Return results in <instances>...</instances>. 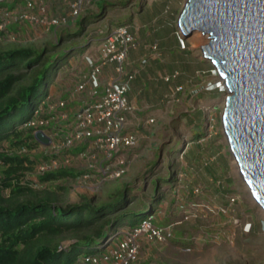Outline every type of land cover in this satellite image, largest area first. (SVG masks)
Instances as JSON below:
<instances>
[{"label":"trees","instance_id":"obj_1","mask_svg":"<svg viewBox=\"0 0 264 264\" xmlns=\"http://www.w3.org/2000/svg\"><path fill=\"white\" fill-rule=\"evenodd\" d=\"M99 1L101 0H95L89 6ZM128 2V0L117 1L116 3L105 1L101 10L97 9L95 12L90 11L91 13L86 12L89 7L86 6L82 13L83 16L79 28L87 20L90 22L92 19H98L104 14L105 9L114 5L125 7ZM151 4L155 9L153 13H158V16H164V14L167 16L165 22L160 23L159 28L156 29L164 33V27L168 25V28L173 30L174 22L172 16L178 2L174 4L173 8L170 7L169 0H156ZM140 5L142 6V4ZM155 6H158V8H155ZM155 22H159L157 17ZM71 23L75 24V21ZM119 25L126 24L120 23ZM108 33H99V37L97 35L90 37L83 36L85 40L82 43L83 46L80 47L83 50L82 58L91 47L94 48L92 51L94 53L96 52L100 43L98 45L93 44L95 37L98 39L100 37L105 38ZM54 34L52 40L48 42V46L42 47L39 51L30 46H19L0 51V149H8L10 147L16 150L20 145H25L30 150L33 148V145L37 144L32 141V129L24 128V124L35 116V111L39 108V105L49 95H53L49 92V87L55 82V74L60 66L58 64L62 63V66L67 68L68 62L65 64V59L69 61L72 57H78L73 47L70 46L71 44L67 42L73 40L68 37L77 38L80 35L77 36L73 31L67 32L65 30L61 31L60 37H58L56 32ZM62 41L65 42L62 48L66 46V55L63 60L60 57L54 58L52 55L62 45ZM90 41L93 42L90 43ZM88 43L89 45H87ZM178 43L182 50L180 57L185 56L187 53L183 54V51H187L185 49L186 43L181 42L179 37ZM180 57L178 55L176 60L174 59L176 70L173 73L177 72L178 77L171 80L177 82L179 85L181 84V76L184 75L182 71H186L187 67H190L193 75L199 73L209 74L212 69L209 63L204 64L202 61L198 62ZM77 68L79 69L81 66ZM76 71L77 69H75ZM194 76L191 78L193 79ZM206 83L204 81L202 84L201 92H207L208 99L215 98L221 93L222 87L219 84L215 86V90L213 91L204 90L203 88L206 86ZM217 114L218 112L215 111L211 115L215 119L219 118L218 123L220 124V115ZM186 124L184 122L185 126ZM216 124L215 122L214 124L211 123L206 130L202 125H198L197 129H201L200 132L202 134H197L196 137L192 136L190 138L191 143L186 144L190 152L180 154L181 164L178 165L170 159L163 160L164 164L162 165V169L165 171V176H157L152 180L151 186L154 196L151 198L150 203L139 201L136 206H133V203L127 199V192H129V187H131L130 184L121 193H114L113 196L116 197L118 195L119 198L116 202L115 199L111 203L107 202L95 205L92 201L90 202L86 198H83L84 201L82 203L57 205L54 193L43 190L45 188L48 189L46 185L61 179H75L82 172H75L66 168H57L54 171L39 176L36 187H32V181L28 180L26 175L42 159L35 162L33 158L27 155L21 156L23 154L20 155L18 152L19 155L16 153L13 154L11 151L6 152L5 150H1L0 264H74L76 258L83 253L94 254L99 252L105 240L111 237V232H116L121 225L126 224L128 228H133L144 219H151L155 223L154 214L163 201L164 194L167 192L166 190L173 192L176 189L175 186L179 184L178 178L183 174L182 165L188 160L186 156L189 157L192 153L191 149L194 146L192 144L197 143L201 137H206L209 128L217 129ZM217 134L218 132L214 131V133L212 132L208 136L206 139L208 141L206 148L208 149H205V151H209L210 149L213 151V142L221 138ZM5 143L8 144V148L3 146ZM157 144L155 143L154 145ZM159 146H163L162 143ZM178 146H181V143ZM151 151L152 147L147 148L145 150V156L147 157ZM160 151L161 148L158 153ZM215 155L216 152L213 155L211 152L210 157L217 159V155ZM158 161L159 159L156 162L153 159L151 161L149 160L146 169L150 168L149 170H151V168L156 166L155 164H158ZM223 164L226 166L225 173L229 170V165L227 161ZM131 168V165L128 163L127 171L129 172ZM212 168L209 167V170H212ZM146 172L147 170L141 174L140 180L145 177ZM125 175L127 174L125 173ZM211 176L215 177L213 184H216L218 180L222 184L221 187L220 185L217 186L219 191L216 193L219 195L217 197L220 198L221 206L227 205L229 198L237 197L236 193L231 190L229 179H225L224 176L215 173L214 175L211 173ZM162 186H164L163 191L161 190ZM142 191H144L143 186ZM170 204L173 205L174 200H170ZM187 215V212H183L181 218L178 220L179 223L178 221H174L175 223L171 224H174L176 228L178 224L184 223ZM259 225H261V229L264 228V219L259 222ZM257 228L256 225L251 224L248 232H242V230L241 232L244 235L255 234L258 232ZM63 238H70L72 242L61 249L58 241ZM186 239L198 240L199 237H189V235H186L182 238V240ZM96 242L98 243L96 244ZM91 245L94 246L89 248Z\"/></svg>","mask_w":264,"mask_h":264},{"label":"rangeland","instance_id":"obj_2","mask_svg":"<svg viewBox=\"0 0 264 264\" xmlns=\"http://www.w3.org/2000/svg\"><path fill=\"white\" fill-rule=\"evenodd\" d=\"M19 1L21 2L24 0ZM107 1H110V3H116L117 1L122 0ZM128 1L129 2L125 7L114 5L110 8L105 9L104 14L101 15L98 19H92V21L90 22L89 20L83 22L81 28L79 27L83 16L82 14L75 20V24H72L73 26L71 28L60 26L55 30V32L57 33L58 37H60L61 31L63 30L67 32L73 31V33L77 34V36L80 35L77 38H72L71 36L68 37L69 39L73 40L67 42L68 44H71L70 46L73 47L75 54L78 55V61L82 58L83 50H81L80 47L83 46L82 43L85 40L83 36L90 37L92 35H97V37H99V33L109 32L120 23L131 26L132 28H135L137 30L150 31L153 27L159 28V24L164 23L167 19V16L165 14L164 16H158V13L153 14L154 7H145L146 4L150 2L153 3L156 0ZM104 2V0L100 1L97 9L101 10ZM169 2L171 4L170 7L172 8L174 4L178 2V4L175 6L172 16L174 22L173 29L176 31L175 22L177 20L178 14L183 7V4L185 3V0H169ZM23 3L24 2H21V4ZM140 4H142V6ZM155 8H158V6H155ZM147 10H149L150 12H142ZM131 13H136V15L133 17ZM156 17L159 20L158 23L155 22ZM26 25L29 24L26 22L22 24H13L9 25L6 30L0 31V51L10 48H16L19 46H30L39 51V49H41L42 47L48 46V42H50L53 38V32L55 28L50 31L44 30L41 32H37L36 34L34 33L27 36L24 34V28H26ZM29 26H32L31 28L33 32L37 31L38 28H41L35 25ZM75 27L78 29H76ZM42 29L43 28H41V30ZM176 35L177 37L180 36L178 31H176ZM206 38L207 36L199 35V33L194 32L184 37L182 41L183 43H186L185 49L188 53L183 56V58L196 60L198 62L202 61V63L208 64L209 62L202 58L201 51V47L207 44ZM102 39V37H100L99 39L95 37L93 44L98 45V43H100ZM91 42L93 41H90V43ZM61 44L62 45H60V47L55 50L52 55L54 56V58L60 57L61 60H63L66 55V46L65 48H62V46L65 44L64 41H62ZM87 45H89V43ZM93 49L94 48L92 47L89 48L86 54H89ZM65 61L66 64L68 62V59H65ZM58 65L60 66L56 71L54 80H57L58 76L60 77V74H62V72L66 69L62 66V63H59ZM133 66L134 65L131 64L130 67ZM182 73L185 77V80L183 82L191 80L187 83V87L194 89V92H196L197 94L201 93V87L204 81L213 83L218 82V77L215 76L212 71H210L209 74L199 73L194 74V76L193 72L190 71V67H187V70L182 71ZM192 76H194L193 79L191 78ZM65 87L70 88V85H67ZM224 95L225 93L221 92L215 98H205L206 101H203L205 102L204 104L202 101L201 103L200 101H197L196 105L195 103H193V106L197 108L204 109L205 107L204 111L206 113H209L208 119H212V124H214V122L217 123V129L209 128L207 136L204 138L201 137L197 143H207L208 141H206V139L211 135L212 132L214 133V131H217V135H220L221 138L213 142L212 147L214 148L216 144L218 146V151L216 153L219 152L220 156H226L229 170L225 173L222 172L221 169L225 166L223 165L222 161L220 162V160H218L217 163L218 165L220 164V166L217 170V174L224 176L225 179L230 180L231 190L232 192L236 193L238 197L236 202L232 204L230 213L226 216H223L216 211L212 212V210L215 209L216 206H221V201L219 197L215 196L216 193L212 192L214 195L211 194V191L209 190L212 188L211 185H205V183L201 182L198 178H196L195 181H193L192 179L193 184H191L192 187L189 189H182V187L179 188L180 184L177 183L179 186L176 185V189L173 192L166 190L167 192L164 194V199L160 203V206H158V209L154 214V222L156 224L158 223L159 225H168L171 223H175L174 221L177 222L181 218L183 212L186 213L190 209L191 214L195 217H191L189 218V220H184V223L181 224H178V221V225L176 226V228L175 226H173V233L175 234V238L171 241L165 242L163 244L142 243L139 250L137 264H264V228L261 229V225H259V222L264 219V217H262L260 208L257 205H254L253 200L249 196V191L247 190V188L243 186L239 171L231 163L232 157L230 156L226 148L227 145L224 136L222 135L220 124L218 123L219 118L215 119L212 115L210 116V114H213V112L215 113V111L218 112L217 115H220ZM51 96L55 97L57 95ZM68 98L69 95L65 94L64 99ZM171 99H174L175 102L172 103L179 107V109H185L184 106L186 104L183 105L181 99H178V101L176 97H172ZM147 114V112L139 113V117L141 118L144 126L141 129H138V131L140 132V130H142L141 132L148 133L150 139L145 140L144 143H147L146 148L152 147V151L148 153L147 157L144 155V157L140 160V163H137V167H135L134 169H130V171L128 172L129 175H124L121 179L104 183L102 186H100L99 189L92 188L93 185H91V180L83 184H78L76 177L75 179H61L52 183H48L46 185L48 186V189L45 188L43 190L51 191L52 193H54L57 205H72L82 203L84 201L83 198H86L87 201H92L95 205H100L107 202L111 203V201L115 199V202L118 201V195L114 197V193H121L124 188L130 184L131 187H129V192H127V199L133 203V206H136L139 201L150 203L151 198L154 196L151 186L152 180L157 176H165V171L162 169V165L164 164L163 160L170 159L178 165L181 164L180 154L184 153V151L186 150V144L191 143L190 138L192 136L196 137L197 134L201 135L202 133L200 132L201 129L197 128L192 131V127H189L188 124H186L185 126L182 124V122H180L179 125L171 124L172 126L169 127V130H166L162 126L161 128L157 127L156 130L153 129L154 131L149 133L148 128H151L152 126L151 124L147 125L144 123V121L147 120ZM35 118L36 115L33 119ZM127 129L135 134L136 132L138 133L136 129V132L129 129L128 127ZM155 143L158 144L154 145ZM160 143H162L163 146H159ZM180 143L181 146H178ZM3 146L7 148L9 147L7 143H5ZM50 148L51 147L42 148L36 144L33 145L32 149H28L27 153L20 155H27L28 157L33 158L35 162L39 159L44 160L46 158L45 155H48L49 157H51L50 155H52L53 157L59 159V168H66L75 172L84 171L83 168H85V165L82 166L83 164H78L75 161L65 162L66 159H64V153H54V151ZM160 148L161 151L158 153ZM1 150H5L6 152L11 151L13 152V154L16 153L17 155H19L17 153V150H13L10 147L8 149L1 148L0 151ZM129 151L126 152V150H121V153L123 156L125 154L128 158H130L132 155L130 154L128 156ZM202 153V158H204V160H206L207 162L208 158L206 157H210V155L207 153V151H202ZM196 155V152L192 151L190 156H186V158L193 160ZM216 155L218 156V154ZM152 159L154 160V162L159 159L158 164H155L156 166L151 168V170H149L150 168L146 169L148 167L149 160L151 161ZM198 162L199 157L197 155V160L195 163ZM146 170L147 172L145 174V177L140 180L141 174ZM26 178L30 181L38 180V178L33 175L32 169L28 171ZM133 178L134 180H132ZM178 179V181H180L182 177L179 176ZM197 185L200 186L201 190L200 193L196 195L192 193V189ZM142 186L144 188V191H142ZM215 186L217 188V184H215ZM221 186L222 184H220V187ZM163 187L164 186L161 187L162 191L164 189ZM170 200H174L173 205L170 204ZM168 210L171 212H169ZM249 223H251L252 225H256L258 227V232L249 235L242 234V227L245 224ZM127 228L128 226L126 224L121 225L116 231L117 233L111 232V237L114 236L115 233L118 234L122 231H125ZM216 231H226L227 235L214 242L211 236ZM186 235H189V237L197 236L199 237V239L182 240V238ZM116 239H114L113 241H115ZM58 242L60 244V248L62 249L68 246L72 242V240H70V238H63ZM97 243L98 242H96V244ZM93 246L94 245H91L89 248H92Z\"/></svg>","mask_w":264,"mask_h":264},{"label":"built area","instance_id":"obj_3","mask_svg":"<svg viewBox=\"0 0 264 264\" xmlns=\"http://www.w3.org/2000/svg\"><path fill=\"white\" fill-rule=\"evenodd\" d=\"M93 1L66 0L67 12L51 18L43 0H24L21 1L23 4L19 0H0V31L6 30L9 25L25 22L50 31L52 27L58 28L75 21ZM136 45V39L127 25L115 26L95 53L83 56L84 68L77 69L70 88H64L55 97L49 95L36 109V118L24 124V128L32 129V141L40 147H51L54 153H64L65 162L75 161L85 165L82 174L76 178L78 184L91 180L92 188L99 189L104 183L121 179L127 171L128 160L121 150L129 151L138 144L137 135L127 129L128 114L135 109L129 104L127 93L136 73L130 67L128 55ZM156 49L153 46L155 53ZM177 77L178 73L174 72L162 76V80L171 82ZM211 88L213 85L208 83L205 89ZM182 90L181 84L173 87L174 95ZM65 94L69 95L68 99H64ZM153 121L149 119L148 123ZM38 133L47 139V143L37 139ZM16 150L25 154L28 149L20 145ZM45 156L32 169L37 178L59 168L58 158ZM36 182L33 180L31 186L36 187ZM216 184L219 186L220 181ZM200 190L197 185L192 193L197 195ZM237 198H229L227 205L216 206L212 212L228 215ZM187 213L185 220L195 217L191 209ZM173 226L144 219L135 227L109 237L99 252L79 255L74 264H137L142 243L163 244L172 240ZM250 228V223L245 224L242 232H248ZM226 235V231H216L211 237L216 242Z\"/></svg>","mask_w":264,"mask_h":264},{"label":"water","instance_id":"obj_4","mask_svg":"<svg viewBox=\"0 0 264 264\" xmlns=\"http://www.w3.org/2000/svg\"><path fill=\"white\" fill-rule=\"evenodd\" d=\"M194 29L208 36L201 51L226 94L220 127L228 152L264 209V0H186L176 31L182 40Z\"/></svg>","mask_w":264,"mask_h":264},{"label":"crops","instance_id":"obj_5","mask_svg":"<svg viewBox=\"0 0 264 264\" xmlns=\"http://www.w3.org/2000/svg\"><path fill=\"white\" fill-rule=\"evenodd\" d=\"M43 1L49 8V16L51 18H57L58 16L63 15L67 12L66 0ZM99 2L95 5L89 6L86 12H95L98 8ZM145 7H152L151 2L146 4ZM142 12L149 13L150 11L147 10ZM131 15L134 17L136 13H131ZM29 25H26V28H24V34L27 36H29L30 34H36L37 32L44 31V29L41 30V28H38L37 31L33 32L31 28L32 26ZM62 26L71 28L73 25L71 22H69V25L67 24ZM53 28L55 27H52L51 30ZM56 29L57 28L54 29L53 36L55 35L54 33ZM129 30V32L136 39L137 45L136 48L131 49L129 51L128 55V59L130 63L134 65L133 68L136 70V73L135 77L130 82L129 91L127 93V99L129 104L133 105L135 108L134 112L128 114L127 127L133 130L134 132H136L135 129L137 131L138 129H141L144 125L142 123L141 118L139 117V113L147 112V120H145L144 123L147 125L151 124L152 127L148 128L149 133L156 130L157 127L161 128L162 126L166 130H169L170 126L174 124L179 125L180 122H182L183 125L184 122H186L189 127H192V131L197 128L198 125H202L203 128L206 130L208 125L211 124L212 119H208L209 113H206L204 111L205 107L204 109L197 108L193 106V103H195L196 105L197 101H200V103L201 101H206L205 98H208L206 94L207 92H201L200 94H197L196 92H194V89L187 87V83L191 80L183 82L185 80V77L181 76L182 78L180 79V82L181 85H184V89L181 92H178L175 96L173 93V87L175 85H178L177 82L171 81L165 83L162 80V76L166 74H172L173 71L176 70V65L174 61L176 60V57H178V55L179 57L180 55H182V50L180 49L178 37L175 33V30L169 29L168 25L167 27H164V33L159 32L158 29L154 27L150 31H141L129 26ZM153 46L157 47L156 53L153 50ZM185 53L188 52L183 51V54ZM143 58L144 61L142 60ZM180 58H183V56H181ZM67 64L68 67L62 72V74H60V77L58 76V79L55 80L53 85L49 87V92L53 95H59L63 88H65V86L72 85V82L75 78V69H78V66L84 68L83 58L77 61V58L72 57L69 59ZM128 70H130V67L128 68ZM172 95L177 97L176 99H181L183 105L186 104L184 106V110L179 109V107L173 104L175 101L174 99H171ZM204 103L205 102H203V104ZM149 119H153V123H148ZM141 131L142 130H140V132L138 131V133L136 132V135L138 137L137 146L129 151L128 156L130 154L132 156L128 158L127 155L124 154L127 157L128 163H132L131 169L137 167V163H140V160L144 157L145 150L147 149V143L144 142L145 140L150 139L147 132ZM192 145L194 146H192L193 149L191 150L196 152L199 157V162L195 163L197 160L196 155L193 160L188 159L187 162L183 163V174L181 175L182 179L179 181V188H191V184H193L192 182L195 181L196 178H198L201 182H204L205 185L212 186V188L209 189L211 191V194L217 193L219 189H217L215 184H213V180H215V177L211 176V173L213 175L214 173L217 174V170L220 166V164L218 165L217 161L222 160L224 161L223 163H225V161L227 160L226 156H220V153L218 152L216 153L218 154L217 159H215L214 157L211 158L207 156L206 158H208V160L206 162V160L202 158V151L208 149L206 148L208 144L194 143ZM215 147L214 149L216 150H207V153L210 156L211 152L213 155L214 152L218 151V146L216 144ZM187 152L189 153L190 149L186 148L184 153ZM207 163L209 164L206 165ZM209 167H213L212 170H209ZM225 169L226 166L222 168L221 171L224 172ZM127 175H129V173H127ZM215 196L217 197V194H215Z\"/></svg>","mask_w":264,"mask_h":264},{"label":"bare ground","instance_id":"obj_6","mask_svg":"<svg viewBox=\"0 0 264 264\" xmlns=\"http://www.w3.org/2000/svg\"><path fill=\"white\" fill-rule=\"evenodd\" d=\"M185 2H186V0H185ZM184 31H187L186 30V28L184 27V29H183ZM111 31V30H110ZM109 31V32H110ZM188 32V31H187ZM199 33V35H202V33H201V31L199 32L198 30H196V29H194V30H192V31H190L189 33H188V35H190V34H192V33ZM206 36V35H205ZM196 37H198V36H196ZM207 38H208V36H207ZM206 38V39H207ZM104 39V38H103ZM102 39V40H103ZM102 40H101V42H102ZM101 42H100V44H101ZM207 43H208V40H207ZM99 44V45H100ZM92 53H94L93 51H91L90 52V54H92ZM86 54V53H85ZM84 54V55H85ZM202 58L204 59V60H206L207 59V56H206V54H203V52H202ZM210 65H211V67H212V69H211V71L215 74V76H217L218 77V73L215 71V69H214V67H213V65L211 64V63H209ZM212 84L213 85V88H211V89H208V90H210V91H213V90H215V86L217 85V84H219L221 87H222V85L220 84V82H219V80H218V82L217 83H213V82H207L206 83V85L207 84ZM205 88H206V86H205ZM204 88V90H207V89H205ZM221 92H224V89H223V87H222V91ZM225 96H226V94L224 95V98H223V104H222V108L224 107V99H225ZM135 110V109H134ZM222 110V109H221ZM134 112V111H133ZM221 114V113H220ZM127 119H128V117H127ZM226 141V140H225ZM227 148V150H228V146L226 147ZM229 151V150H228ZM233 156V155H232ZM232 164H233V166L239 171V168H238V164H237V162H236V160H235V158L234 157H232V162H231ZM128 173V171H126V174ZM242 183H243V186L245 187V188H247V190L248 191H250L249 190V188L247 187V185L245 184V182L244 181H242ZM255 200V199H254ZM255 202H256V200H255ZM254 201H253V203H254V205H258L259 203H255ZM260 208V207H259ZM260 211H261V213H262V217H264V209H262V207L260 208ZM251 224V223H250Z\"/></svg>","mask_w":264,"mask_h":264},{"label":"clouds","instance_id":"obj_7","mask_svg":"<svg viewBox=\"0 0 264 264\" xmlns=\"http://www.w3.org/2000/svg\"><path fill=\"white\" fill-rule=\"evenodd\" d=\"M28 149V148H27ZM249 196L251 197V199L255 202V200H254V198H253V196L250 194V192H249ZM256 203V202H255ZM257 205V204H256ZM258 207H260L259 206V204L257 205ZM261 208V207H260Z\"/></svg>","mask_w":264,"mask_h":264}]
</instances>
